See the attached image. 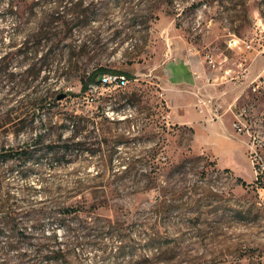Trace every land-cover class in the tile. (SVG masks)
I'll return each mask as SVG.
<instances>
[{
	"label": "rangeland",
	"instance_id": "obj_1",
	"mask_svg": "<svg viewBox=\"0 0 264 264\" xmlns=\"http://www.w3.org/2000/svg\"><path fill=\"white\" fill-rule=\"evenodd\" d=\"M37 1L44 6L49 0ZM81 1L94 15L77 24L81 40L98 36L101 47L88 66L98 63L126 73L130 83L124 90L81 94L77 82L60 84L52 73L24 90L76 93L51 111L54 132L72 136L71 128H61V119L79 115L96 126L83 136L100 144L95 154L74 152L58 160L50 151L22 170L20 164L6 169L0 202L9 198L29 240L0 250V264H14L23 253H76L64 264H264V90L253 92L251 85L245 91L215 90L213 103L201 105L212 110L207 112L210 123L232 118L225 110L238 94L235 114L250 110L246 120L251 135L258 137L257 161L252 164L253 139L242 135L238 150L244 155L233 163L238 175L205 140L214 134L211 130L178 121L180 114L174 113L165 90L167 69L182 60L207 66L208 53L239 60L249 80L262 79L264 0H68L66 7L74 9ZM5 7L2 3L0 14ZM13 25V18L0 17V31ZM234 38L243 42L230 48ZM12 69L25 68L14 63ZM220 77H212L215 89L223 83L234 88ZM1 86L7 97L10 84ZM181 90L178 95L189 93ZM200 130L205 138L198 136ZM8 131L3 142L26 143V134L16 140L13 129ZM66 207L81 215L84 229L77 235H69L51 215ZM30 211L41 216L28 217ZM5 214L0 210V216ZM5 230L0 248L8 243Z\"/></svg>",
	"mask_w": 264,
	"mask_h": 264
},
{
	"label": "trees",
	"instance_id": "obj_2",
	"mask_svg": "<svg viewBox=\"0 0 264 264\" xmlns=\"http://www.w3.org/2000/svg\"><path fill=\"white\" fill-rule=\"evenodd\" d=\"M2 3L6 7L0 17L3 20L13 18L14 25L10 28L11 31H0V87H3V82L11 86L7 97H3L0 91V193L4 188V176L9 172L7 168L13 169L20 164L22 170L38 154H50V151L57 159L60 156L64 159L74 152L95 154L98 150L96 147L100 144L91 135L83 136L88 128L92 127L94 131L96 126L94 123L90 125L92 121L79 115L67 114L61 119V128H71L72 136L65 137L54 132L57 123L54 122L51 111L60 108L62 101L78 97L76 93L60 94L52 89L24 90L31 88L39 80L47 79L52 73L60 84L77 82L81 94L88 93L91 86H100L105 75H123L130 78L126 73L98 63L88 66L101 49L98 36L81 40V28L77 26L78 23L93 18L90 5L85 8L81 1L74 9H67L68 0H49L44 6H40L41 2L37 0H0V8ZM38 9L40 12H37ZM7 37L8 43L5 42ZM14 63L25 69L21 72L10 70ZM20 94L24 97L17 100L16 97ZM61 95L64 98L58 100ZM3 107H7V110L3 111ZM98 110H102L101 107ZM9 128L13 129L12 135L16 140L26 134L27 141L23 146L16 147L3 142L1 137L3 133H9ZM59 144L61 148L56 150L55 147ZM91 207L95 210L97 208L96 205ZM0 210L7 212L0 216V236L6 231L5 227L9 228L8 243L0 250L15 249V241L21 243L29 240L28 233L19 227L17 214L13 212L9 198L0 202ZM51 215L69 235H77L84 229L81 215L73 207L59 209ZM73 215L77 223L71 221ZM27 216L41 215L30 211ZM86 231L87 236H91V232ZM43 248L46 249H36L42 251ZM63 250L65 249H58V252H64ZM73 255L76 253H23L14 264H64ZM3 264L13 263L5 261Z\"/></svg>",
	"mask_w": 264,
	"mask_h": 264
},
{
	"label": "crops",
	"instance_id": "obj_3",
	"mask_svg": "<svg viewBox=\"0 0 264 264\" xmlns=\"http://www.w3.org/2000/svg\"><path fill=\"white\" fill-rule=\"evenodd\" d=\"M261 26L264 32V24L262 23ZM233 40L237 41L236 46L231 45ZM231 42L229 47L237 48L243 41L234 38ZM250 47V49H246L253 50L252 46ZM210 56L213 60L215 68H212L208 63V57ZM204 60L208 63L207 66L203 65V61L201 60L197 66L190 65V61L182 60L180 62H176L172 65V67L167 69L168 84L165 88L167 91V100L171 108L174 110V113L180 114L177 116V119L181 124L190 126L200 123V128H208L214 133L212 137L209 136L205 138L200 130L198 132V136L200 138L203 137L207 142L214 144L216 146L214 147L216 157L221 161H224L227 168L238 175V168L233 163L234 160L240 159L241 155H244L238 150L241 149L239 143L243 142L241 139L243 136L235 131L233 123L235 121L234 109L236 108V102L239 100L241 95L238 94V96L233 99V103H229L225 113H230L232 118L229 117L225 121L219 117L218 120L221 119L220 121L210 123L207 112L212 110L209 108L204 109L201 105L204 103L205 105L210 106L213 103L215 100V90L228 92L236 88V91H245L248 85H251L253 88L254 83L259 81V79L249 80V76H245V71H241L240 69V67L243 66V63L239 60L235 62L234 58L231 59L226 56L215 58V55L208 53L205 55ZM227 62L237 66V69L233 67L231 68L230 66L227 67ZM218 75L221 76V80L233 82L232 85L234 88L231 89L230 84L223 83L224 85L218 84L215 89L216 85L213 82L217 81V79L212 80V77H217ZM181 89L188 90L187 92L189 93L186 95H178V91H183ZM196 106L200 108L196 109ZM218 106V108H221V105L218 104ZM182 112L184 114L181 115ZM219 145H223L224 149H217L219 148ZM242 150L245 152L244 149ZM239 154L241 155L238 156Z\"/></svg>",
	"mask_w": 264,
	"mask_h": 264
},
{
	"label": "built area",
	"instance_id": "obj_4",
	"mask_svg": "<svg viewBox=\"0 0 264 264\" xmlns=\"http://www.w3.org/2000/svg\"><path fill=\"white\" fill-rule=\"evenodd\" d=\"M231 45L236 46L237 41H232ZM251 45H247L246 48L250 49ZM209 61L208 63L211 65L212 68H215V65L213 63V60L210 57H208ZM130 83V80L123 75H105L102 77V82L100 86H92L90 91L100 89L104 91H117V90H124L127 88L128 84ZM264 90V77L254 83L253 86V92L261 91ZM250 110L249 109H241L240 112L235 114V121L233 123V127L235 131L240 134V135H248L250 138L253 139V143L250 146L251 149V155H252V164L255 165L257 161V152L255 151L256 149V144L259 143L257 141L258 137L252 136L251 132L249 130L248 126V121L246 120L247 117L250 116L249 114Z\"/></svg>",
	"mask_w": 264,
	"mask_h": 264
},
{
	"label": "water",
	"instance_id": "obj_5",
	"mask_svg": "<svg viewBox=\"0 0 264 264\" xmlns=\"http://www.w3.org/2000/svg\"><path fill=\"white\" fill-rule=\"evenodd\" d=\"M64 98V95H61L58 97V100H62Z\"/></svg>",
	"mask_w": 264,
	"mask_h": 264
}]
</instances>
